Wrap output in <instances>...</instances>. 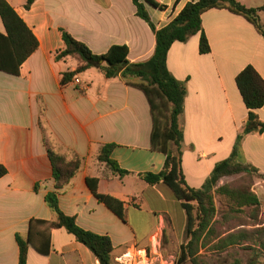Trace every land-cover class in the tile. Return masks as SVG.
<instances>
[{"label": "crops", "instance_id": "obj_1", "mask_svg": "<svg viewBox=\"0 0 264 264\" xmlns=\"http://www.w3.org/2000/svg\"><path fill=\"white\" fill-rule=\"evenodd\" d=\"M6 1L34 34L38 49L17 76L0 71V165L6 169L0 178V264H18L15 236L26 239L31 220H55L45 203L46 194L54 190L46 145L60 155L83 159L76 175L59 190V209L74 217L83 230L110 237L113 264H143L148 250L161 259L158 264H172L186 241L187 217L168 186L148 185L139 177L160 173L165 163V156L150 147L147 99L128 84L141 80L106 79L99 69L90 68L62 84L63 75L75 72L78 62L72 57L55 60L64 49L61 29L96 55L113 45H125L130 63L152 57L154 34L136 16L131 0H35L29 10L24 9L26 0ZM155 1L164 8L146 6V10L159 29L197 0ZM236 1L248 8L264 5V0ZM201 26L208 54L199 53L196 34L172 44L166 60L168 71L186 87L179 117L181 170L194 189L230 156L246 122L247 110L235 77L251 65L264 80V38L252 24L227 9H211L201 16ZM0 33H5L1 20ZM255 113L264 123V106ZM108 144L115 145L110 159L128 173L124 177L98 161L101 147ZM237 161L264 175V133L243 138ZM88 178L97 180L99 194L123 203L124 221L94 198ZM252 191L260 201L264 222V180H257ZM223 254L207 255L218 260ZM26 264L99 262L64 229H55L48 254L30 249Z\"/></svg>", "mask_w": 264, "mask_h": 264}, {"label": "trees", "instance_id": "obj_2", "mask_svg": "<svg viewBox=\"0 0 264 264\" xmlns=\"http://www.w3.org/2000/svg\"><path fill=\"white\" fill-rule=\"evenodd\" d=\"M34 1L26 0L24 9L29 10ZM131 1L136 16L148 25L155 36L152 57L145 62L130 63L127 58L128 48L125 45H113L104 54L96 55L85 44L61 29L64 49L55 55V60L72 57L78 62L75 72L65 73L61 82L65 84L74 75L90 68L99 69L106 79L134 77L141 80L140 84H128L142 91L147 99L152 119L150 147L152 151L165 156V163L160 173H145L139 177L148 185L163 183L168 186L186 214V241L180 247L176 264H210L207 262L208 253L221 255L234 247L251 251L246 264H262L264 222L261 219L260 201L251 189L253 183L243 188H231L227 184L217 187V184L224 177L236 175L255 176L264 180V175L257 169L237 161L239 145L243 138L251 133H264V123L255 113L264 106V80L251 65L246 66L235 77L236 88L247 110L246 122L236 137L230 156L217 163L204 184L199 189H194L187 185L181 170L183 132L179 117L184 111L186 87L184 82L175 79L168 71L166 60L172 44L184 43L196 34H199V53L206 55L210 52L201 26V16L211 9H227L243 17L264 38V25L259 21V13L264 12V5L248 8L236 0H197L187 3L168 25L157 29L148 16L146 6L158 9L164 7L155 0ZM0 20L5 31L4 34L0 33V71L17 76L21 65L38 49V41L6 0H0ZM171 146L175 147V151L171 150ZM114 147V144L102 146L98 161L119 177H124L128 173L110 159ZM46 151L52 166L54 190L46 194L45 203L54 212L55 220H31L27 238L15 236L18 264H26L30 249L37 254L47 255L50 250V234L55 229H64L72 235L94 255L99 264H113L110 237L83 230L76 224L74 217L63 214L59 209V190L76 175L83 159L76 154L60 155L50 145H46ZM5 175L6 169L0 165V178ZM86 184L99 203L104 204L120 220H125L124 205L121 201L99 194L96 179L88 178ZM214 195L222 196L229 207L221 215L215 207ZM244 209L249 210L247 222L237 227L225 226L235 219L233 214L244 212ZM234 264L239 263L235 261Z\"/></svg>", "mask_w": 264, "mask_h": 264}, {"label": "rangeland", "instance_id": "obj_3", "mask_svg": "<svg viewBox=\"0 0 264 264\" xmlns=\"http://www.w3.org/2000/svg\"><path fill=\"white\" fill-rule=\"evenodd\" d=\"M259 21H260V24L264 23V13L259 14ZM257 180H260V182L262 181V179H259L255 176L248 177L245 175H236V176L226 177L225 179H222L218 183V186L220 187L222 185L227 184L231 188H243L253 183V186L251 187L252 189ZM261 200L264 202L263 197ZM214 203H215V207L218 210L219 215L223 214V212L229 209L228 205L226 204L225 199L222 196L214 195ZM232 217H234L235 219L228 222L225 226L237 227L239 224L247 222L249 218V210L244 209V212L233 214ZM247 229H250V228L247 227ZM146 256L147 258L145 259L143 264H158L161 260L159 259V257L155 258V256L151 253V251L149 252V250L147 251ZM250 256H251V251H245L243 250V248L234 247V248L229 249L227 252H225V254H223L218 260H216V258L214 257L208 256L207 262H209L210 264H234L235 261H238L239 264H246ZM172 264H176V258ZM186 264H189V263H186ZM262 264H264V261H262Z\"/></svg>", "mask_w": 264, "mask_h": 264}, {"label": "built area", "instance_id": "obj_4", "mask_svg": "<svg viewBox=\"0 0 264 264\" xmlns=\"http://www.w3.org/2000/svg\"><path fill=\"white\" fill-rule=\"evenodd\" d=\"M73 82H74L76 85H79V84H80V81H79V79H77V78H75V79L73 80Z\"/></svg>", "mask_w": 264, "mask_h": 264}]
</instances>
